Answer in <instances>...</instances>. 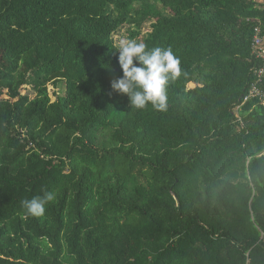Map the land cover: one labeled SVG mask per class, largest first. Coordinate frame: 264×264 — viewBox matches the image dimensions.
<instances>
[{
    "label": "trees",
    "instance_id": "obj_1",
    "mask_svg": "<svg viewBox=\"0 0 264 264\" xmlns=\"http://www.w3.org/2000/svg\"><path fill=\"white\" fill-rule=\"evenodd\" d=\"M261 1L0 0V264H264ZM124 27L180 58L166 111L111 88Z\"/></svg>",
    "mask_w": 264,
    "mask_h": 264
},
{
    "label": "clouds",
    "instance_id": "obj_2",
    "mask_svg": "<svg viewBox=\"0 0 264 264\" xmlns=\"http://www.w3.org/2000/svg\"><path fill=\"white\" fill-rule=\"evenodd\" d=\"M118 63L122 76L111 82V88L129 98V107L144 109L149 104L156 110L168 108L167 86L182 75L180 58L171 47L149 49L144 42L122 40L118 46ZM55 199L54 192L22 201L27 215L43 216L46 205Z\"/></svg>",
    "mask_w": 264,
    "mask_h": 264
},
{
    "label": "built area",
    "instance_id": "obj_3",
    "mask_svg": "<svg viewBox=\"0 0 264 264\" xmlns=\"http://www.w3.org/2000/svg\"><path fill=\"white\" fill-rule=\"evenodd\" d=\"M251 48L252 53L262 60V64L254 68L255 80L250 87L248 95L244 97L243 102L255 96L264 98V90L260 87V84L264 82V33L259 25L254 28Z\"/></svg>",
    "mask_w": 264,
    "mask_h": 264
},
{
    "label": "rangeland",
    "instance_id": "obj_4",
    "mask_svg": "<svg viewBox=\"0 0 264 264\" xmlns=\"http://www.w3.org/2000/svg\"><path fill=\"white\" fill-rule=\"evenodd\" d=\"M258 2H262L261 0H257ZM149 29V26L145 27L144 31L148 30ZM119 41L121 42L122 40H126V39H129L128 38V32L126 31V27H124L121 32L117 35ZM195 84L194 83H190L189 84V87H194ZM62 88V84H60V86L56 89V90H59ZM49 91H50V94L52 96L53 99H55L56 97L54 96V88L52 86H49ZM22 93H30L32 96L35 95V93L33 91H31L30 87L28 86H23L22 87Z\"/></svg>",
    "mask_w": 264,
    "mask_h": 264
}]
</instances>
